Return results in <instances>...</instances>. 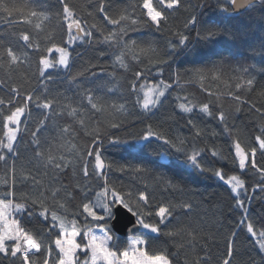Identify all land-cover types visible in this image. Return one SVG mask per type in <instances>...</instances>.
Masks as SVG:
<instances>
[{"label": "snow or ice", "instance_id": "1", "mask_svg": "<svg viewBox=\"0 0 264 264\" xmlns=\"http://www.w3.org/2000/svg\"><path fill=\"white\" fill-rule=\"evenodd\" d=\"M59 3L62 10L55 14L57 24L53 27L50 26L53 16L43 6L8 4L0 0V12L6 13L8 17L13 16V13H20L23 16L22 23L31 29L13 33L17 41L23 42V50L14 46L11 41L0 40V70L8 78L0 80V88L7 87L10 93L8 99L0 97V162H4L5 167L4 175L0 176V264H174L166 245L149 246L150 240L153 239L151 234L168 237L176 249L174 254L184 253V264H209L211 257L207 255L208 245L200 244L202 229L198 230L191 224L173 223V220H180L179 213H183L184 216L192 213L194 207L192 196L188 195L187 199L180 200L161 199L154 203L156 190L185 193L186 190L180 183L174 182L160 172L153 175L152 169L144 165L118 167L121 172L130 171L140 177L150 176L151 184L145 181L144 190L134 194L110 183L104 170L106 167L112 168L113 165L105 164L97 145L109 128L121 127L128 112L125 104L108 101L102 95H94L92 89H87L83 92V100L79 105L73 106L71 98L60 93L53 95L47 82L42 85V92L26 87L31 81L27 72L22 69L26 65L31 68L33 63L29 49L40 53L36 59L35 74L45 81H51L53 77L50 74L46 75L49 70H69L71 67L72 54L68 46L78 40L107 44L110 48L116 49L113 53V67L118 64L125 72L131 71L135 77L129 81L130 91L135 96V104L145 115L154 114V110L162 106L173 84L163 79L149 83L142 79L145 71L167 64L168 57L173 53L186 49L190 44L188 34L190 29H195L197 38L203 40L214 39L219 29L196 28L198 18L182 0H130L128 8L114 15L106 10V0H99L96 11L102 14L106 24L95 22V13L85 9L87 15L93 19L92 23H88L80 17L77 8L69 0H59ZM218 7L229 17L258 19L264 25V0H221ZM181 9L189 12L183 23V30L173 27V21ZM8 23L15 22L9 20ZM107 25H111V28ZM143 26L153 28L162 36L169 34L167 47L170 51L166 55L155 40L138 42L125 39L129 31H136ZM61 27L67 36L66 40H63L62 36L58 39ZM94 32H98L102 39L94 41ZM172 37L178 42L174 43ZM133 63L139 66L138 70L132 69ZM259 70L264 72V67ZM190 73L184 77L176 73V85L183 90L185 85L199 84L200 90L209 98L206 101H199L190 93L176 97L180 101L177 104L179 111L187 114L186 124L190 126L191 136L177 135L172 138L159 125L148 123L134 138L143 144V150L152 147L150 143L152 140L160 141L174 152L182 154L185 162L199 172H211L230 188L237 197L236 204L243 207L244 201L239 197L241 190L247 191L245 180L239 174H226L222 168H209L203 163L202 153L205 148L197 147L196 140L203 139L207 133L193 116L198 112L206 117L217 118L224 125V132L233 138V162H238L240 172H244L250 166L260 175V179L264 180V167L259 166L256 161L257 147L246 144L241 139L239 130L234 133L227 123L231 112L239 113L243 105H248L249 110L257 114L260 122V134L254 139L261 155L264 156V88L256 89L255 77L249 74L248 67L236 68L229 74L225 72L223 64H214L210 68L192 69ZM82 75L83 72L70 73V81L76 82ZM109 75L113 81L111 86L107 83L99 86L113 92L119 80L116 79V73ZM16 76H19L20 82L14 80ZM248 94H253L258 99L254 102L247 98ZM85 100L90 109L83 107ZM32 103L47 113L37 121L35 129L30 132L32 144L36 146L33 158L38 165L50 169L55 178L59 172L69 167L75 176L76 164L82 162L80 172L84 178H89L90 162L87 158L94 157L91 175L98 174L103 184L91 198L88 197V193L93 189L87 179L83 184L77 182L74 185L85 198L78 205L82 209L81 212H71L68 207V202L76 198L74 191L69 190V185L45 187L44 181L31 175L23 163L17 169L20 153L16 145L21 125L27 130L24 117L31 116L29 105ZM225 103L231 105L230 110H225ZM213 106L218 110L214 112ZM90 110H94L100 118L94 122L90 121L87 116ZM65 113L79 125L85 136L91 137V143L83 146L73 143L76 138L75 129L72 124H64L59 126L60 143L45 149L41 144L40 134L46 130V121ZM167 119L175 120V114L168 116ZM211 135L215 136L217 133L213 131ZM209 150L213 157L227 159L217 150ZM6 153H12L16 157L10 166L7 164ZM65 153H71V158ZM29 181L32 184V192L17 191L18 184ZM260 191L264 192V185ZM150 192L153 194L150 195ZM116 205L135 217L134 222L129 221L132 223L133 234L123 245L109 228V221L115 217ZM97 209L101 211L98 212ZM25 213L30 217L38 214L43 220L50 221L51 228L57 229V232L52 233L51 229L45 231L43 228L38 232L29 229L23 220ZM81 215L84 216L83 223L78 218ZM89 218L93 222H104L99 228V234L97 229L89 225ZM241 224L252 237L256 238L259 250L264 252V229L257 230L246 215ZM137 228L143 230L139 235L134 232ZM236 237V231L226 236L225 251L218 255L219 264H234ZM200 249L204 251V255L200 254Z\"/></svg>", "mask_w": 264, "mask_h": 264}, {"label": "trees", "instance_id": "2", "mask_svg": "<svg viewBox=\"0 0 264 264\" xmlns=\"http://www.w3.org/2000/svg\"><path fill=\"white\" fill-rule=\"evenodd\" d=\"M4 2L17 5L30 4L33 7L43 6L53 16L50 25L53 27L57 24L55 14L62 10L59 0H4ZM69 2L77 8L80 17L88 23H92L93 19L87 15L85 9L95 13V22L106 24L102 19V14L96 11L99 0H69ZM182 3L189 7L192 14L197 16L199 23L196 28L203 30L204 28L212 27L219 29V33L214 39L203 40L197 38L195 29H190L188 33L190 35V44L186 49L173 53L168 57L169 62L167 64L153 68L151 71H145L142 79H146L149 83L163 79L173 84V88L169 90L168 95L164 98L162 106L154 110V114L145 115L135 104V96L130 91L129 85V81L135 79L132 72H125L118 64L113 67V53L116 49L98 42L86 43L78 40L68 46L72 54L71 67L69 70H49L46 75L50 74L53 77L51 81H45L44 78L35 74L36 59L40 53L32 52L29 49L33 63L31 68L26 65L22 69V71L27 72L31 81L26 87L42 92V85L47 82L53 95L60 93L71 98L73 106L79 105L80 101L83 100V92L87 89H92L94 95H102L108 101L124 103L128 112L126 117L123 118L121 127L116 129L109 128L107 134L101 138V142L97 145L105 164L113 165L112 168L106 167L104 170L110 183L115 184L117 187H122L124 191H132L134 194L144 190L145 181L151 184L150 176L140 177L130 171L121 172L118 170L120 165H144L152 169L153 175L156 172L163 173L165 177L180 183L186 191L185 193H179L156 190L154 203L161 199L164 201L169 199L180 200L181 198L187 199L188 195L192 196L194 206L192 213L189 216L179 213L180 220H173V223L191 224L198 230L202 229L200 244L208 245L207 255L211 257L209 264H219L218 255L225 251V238L232 231L237 233L234 264H264V253L259 250L256 238L252 237L241 224V220L246 215L257 230L264 229V192L260 191L261 186L264 185V180H261L260 175L250 166L244 172H240L238 162H233V138L224 132V125L217 118L206 117L198 112L194 114L193 118L207 133L203 139H197L196 144L197 147L205 148L202 153V160L207 167L222 168L226 174H239L245 180L247 191L242 190L239 197V199L244 201L243 207L236 204L237 197L231 192L230 188L211 172H199L185 162L182 154L174 152L160 141L152 140L150 142L152 147L143 150V144L134 138L141 129L146 128L148 123L159 125L172 138L177 135L191 136L190 126L186 124L187 114L179 111L177 104L180 101L176 97L177 95L183 96L186 93H190L193 98L199 101H206L209 98L206 93L200 90L199 84L185 85L183 90L178 87L175 81L176 73H180L184 77L190 75V70L192 69L198 67L210 68L214 64H223L225 72L229 74L233 73L236 68L248 67L249 74L255 77L256 89L264 88V72L259 70L264 67V31H262L264 25H262L261 21L253 18L229 17L220 11L218 7L221 0H182ZM129 6L130 0H106V10L111 15ZM188 15L189 12L181 9L173 21V27L183 30L182 26ZM9 20H13L15 23L9 24ZM22 20L23 16L20 13H13V16L8 17L6 13L0 12V40L11 41L14 46L20 47L21 50H23V42L17 41L13 33H19L23 30L31 31L28 25L22 23ZM107 27L111 28V25H107ZM168 35L162 36L153 28L143 26L136 31H129L125 39L137 40L138 42H143L147 39L155 40L166 55L170 51L167 47ZM61 36L63 40L67 39L62 27L59 29L58 39ZM93 39L94 41H99L102 37H100L98 32H94ZM172 40L174 43L178 42L175 37H172ZM93 65L95 66L93 67ZM138 68L139 66L132 64L133 70H138ZM161 71L162 74H160ZM76 72H83V75L76 82H71L70 73L74 74ZM113 72L116 73V79L119 80V84L115 91L108 92L106 87L102 88L99 85L107 83L108 86H111L113 81L109 73ZM7 79L5 73L0 70V80ZM14 80L20 82L19 76L14 77ZM11 82L9 81V83ZM181 84H183V80H181ZM220 87L223 88V85ZM9 95L7 87L0 88V97L8 99ZM247 98L254 102L258 99L253 94H248ZM83 107L90 109L86 100L83 101ZM224 107L225 110H230L231 105L225 103ZM29 108L31 116L26 115L24 117L27 130H25L24 125H21V132L16 145L20 153V158L17 160V169L23 163L26 169L31 172V175L44 181L45 187L49 185L59 186L60 184L69 185V190L74 191L76 198L68 202V207L71 212H81L82 209L78 205L85 198L79 189L74 188V185L77 182L83 184L87 179L89 186L93 189V191L88 193V197L91 198L94 196L95 191L101 189L103 184L98 174L91 175L94 157L87 158L90 162L89 178H84L80 172L82 162H77L75 176H73L72 168L69 167L63 172H59L54 178L50 169H45L43 166L38 165L33 158L36 146L32 144L30 136V132L35 129L37 121L42 119L44 114H47L46 110L37 108L35 103L30 104ZM217 110L213 106V111ZM172 114H175V120L167 119ZM87 116L92 122L100 118L99 114L95 113L94 110H90ZM227 123L234 133L239 130V135L246 144L257 147V164L264 167V156L261 155L254 139L256 135L260 134V122L257 114L254 111H250L248 105H243L239 113L231 112ZM64 124H72L75 129L76 138L73 143L81 146L91 143V137L85 136L79 125L75 124L72 118L65 113L60 117L46 121V130L40 134L41 144L45 149L50 145L60 143L58 138L61 135L59 126ZM213 131L217 135L212 136L211 133ZM112 140L117 142L112 143ZM209 149L217 150L227 159H221L220 156L213 157ZM161 153L166 154L161 155ZM65 154L71 158V153ZM6 155L8 156L7 164L10 166L16 157L12 153H6ZM4 172V162H0V176L4 175ZM45 172H47V175H45ZM17 191L32 192L31 181L18 184ZM151 194L153 193L150 192ZM97 211L100 212L101 210L97 209ZM78 218L81 223L84 222L83 215ZM23 220L26 227L33 231L38 232L43 228L45 231L51 229L52 233L57 232V229L51 228L50 221L43 220L38 214L30 217L25 213ZM88 223L95 229L100 228L104 224V222H93L90 218ZM109 228L114 233L111 229L110 221ZM142 231L140 230V232ZM151 235L153 239L149 242L150 247L166 245L174 264H184V253L174 254L176 249L168 237ZM118 237L121 245L126 243L127 238ZM200 254L204 255L202 249H200Z\"/></svg>", "mask_w": 264, "mask_h": 264}, {"label": "water", "instance_id": "3", "mask_svg": "<svg viewBox=\"0 0 264 264\" xmlns=\"http://www.w3.org/2000/svg\"><path fill=\"white\" fill-rule=\"evenodd\" d=\"M114 213L115 217L112 219L111 222V229L112 231L122 237L127 238L133 234L132 230V223H129V221L134 222L135 217H132L130 213L127 212L126 209L116 205L114 206ZM141 229H135L134 232L137 235L140 232Z\"/></svg>", "mask_w": 264, "mask_h": 264}, {"label": "rangeland", "instance_id": "4", "mask_svg": "<svg viewBox=\"0 0 264 264\" xmlns=\"http://www.w3.org/2000/svg\"><path fill=\"white\" fill-rule=\"evenodd\" d=\"M242 191V190H241ZM97 232H98V234H99V228L97 229ZM264 253V252H263Z\"/></svg>", "mask_w": 264, "mask_h": 264}]
</instances>
